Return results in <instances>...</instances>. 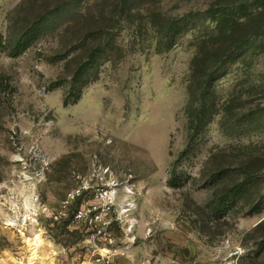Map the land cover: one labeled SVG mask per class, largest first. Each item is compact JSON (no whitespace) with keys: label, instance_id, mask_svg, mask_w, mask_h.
<instances>
[{"label":"rangeland","instance_id":"rangeland-1","mask_svg":"<svg viewBox=\"0 0 264 264\" xmlns=\"http://www.w3.org/2000/svg\"><path fill=\"white\" fill-rule=\"evenodd\" d=\"M127 8L0 0V264H28L38 232L31 264H92L81 201H61L105 168L132 203L103 243L114 264H264V0Z\"/></svg>","mask_w":264,"mask_h":264},{"label":"built area","instance_id":"built-area-1","mask_svg":"<svg viewBox=\"0 0 264 264\" xmlns=\"http://www.w3.org/2000/svg\"><path fill=\"white\" fill-rule=\"evenodd\" d=\"M124 192L129 193L127 188H124ZM117 193L118 185L109 169L105 168L67 191L61 201L63 206H70L78 199L81 201L73 210L71 222L81 228L87 241L93 243L92 264H114L109 249L104 248L103 243L110 240L109 228L112 220H121L120 215L132 207V203L127 200L124 204L117 205ZM28 201L30 205L22 213L14 203L7 217L10 220L9 224L20 225V222L26 223L28 219H34L33 215L38 211L34 208L37 198L31 197ZM102 249L108 250L104 253L98 251Z\"/></svg>","mask_w":264,"mask_h":264},{"label":"trees","instance_id":"trees-1","mask_svg":"<svg viewBox=\"0 0 264 264\" xmlns=\"http://www.w3.org/2000/svg\"><path fill=\"white\" fill-rule=\"evenodd\" d=\"M131 2H132V0H127V6H128V8L127 9H129V7H130V5H131ZM178 25H179V23H178V21H174V22H169V25H168V32L166 33V36H170V38H172V36H174V34H175V30H177L178 29ZM2 37L0 36V45L1 46H5V45H3V40L1 39ZM174 44V41H173V39H172V41L167 45V47H170V46H172ZM230 50V49H229ZM230 52H232L233 53V51H229L228 53H230ZM96 55H97V49L96 48H94V49H92L91 51H90V53H89V58H90V61L89 62H92L93 61V59L96 57ZM228 57V56H227ZM196 58H197V56H194V58L191 60L192 62H191V65H192V70H193V73H194V75H195V73H196V69H193V65L195 64V60H196ZM225 58V57H224ZM189 89H191V87H189L188 88V90ZM80 90V89H79ZM78 90V91H79ZM189 92L191 93V91L189 90ZM78 98H79V95H78V93H76L75 95H74V98L72 99V103H74V102H76L77 100H78ZM203 98V97H202ZM68 103H70L68 100H67V98H64L63 99V102H62V104H63V106H66Z\"/></svg>","mask_w":264,"mask_h":264},{"label":"bare ground","instance_id":"bare-ground-1","mask_svg":"<svg viewBox=\"0 0 264 264\" xmlns=\"http://www.w3.org/2000/svg\"><path fill=\"white\" fill-rule=\"evenodd\" d=\"M23 242L25 243V246L27 250L29 251L28 264H31L32 260L36 257V252H37L38 247L41 244H43V239L41 238V234L38 232V233H35L32 237H24Z\"/></svg>","mask_w":264,"mask_h":264},{"label":"crops","instance_id":"crops-1","mask_svg":"<svg viewBox=\"0 0 264 264\" xmlns=\"http://www.w3.org/2000/svg\"><path fill=\"white\" fill-rule=\"evenodd\" d=\"M105 250V249H104Z\"/></svg>","mask_w":264,"mask_h":264}]
</instances>
